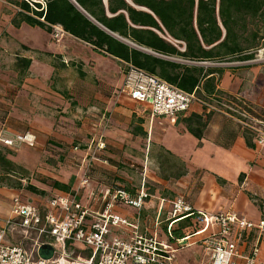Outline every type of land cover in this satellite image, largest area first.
<instances>
[{"label": "crops", "instance_id": "1", "mask_svg": "<svg viewBox=\"0 0 264 264\" xmlns=\"http://www.w3.org/2000/svg\"><path fill=\"white\" fill-rule=\"evenodd\" d=\"M106 1L103 0L105 7L107 6ZM138 9L145 10L142 8ZM17 12V8L0 0V51L2 53L10 51L14 54V67L17 75V58L30 60L26 76L24 79L21 78L24 82H50L57 68L63 71L68 67L69 60L77 59L83 65L90 61L94 62V70L96 71L93 76L95 80H105L107 83L113 82L114 85H119L114 91L117 94L115 97H103L100 93L89 95L94 99H98L102 105L88 109L85 111L84 116H80V118H83V122L77 134L80 141L87 143V145L89 142L100 140L103 142L104 148L116 149L113 152H109L111 149L102 150V153L111 160L107 167L101 165H106V162L96 160L93 163L97 168L103 167V169H106L108 171L106 172L107 177L116 180V186L120 187V184L125 182L123 175L126 174L122 171L124 170V162L130 161L133 164H138L136 166L144 168L140 174L141 178L138 186L132 185L131 187L134 188L129 190L133 193L140 187L141 182L145 181L150 199L139 212L121 204L116 205L115 211L118 214L132 223H137L142 233L154 234L157 231L161 235L160 237L163 238L161 233L171 217L172 203V201L165 198V195H171V193L178 196L185 193L191 194L194 187L192 172L201 170L203 174L200 176V188L196 191V197L188 203L186 202L187 205L196 211L199 210L206 214L232 212L237 216L254 222H258L262 218V211L264 210V153L262 154L263 151L255 147H247L243 137L244 128L238 121L220 113H210L208 116L202 106L194 103L188 113H185L182 117L188 118L189 115L195 114L206 120L203 137L198 141L188 133L181 121H178L181 117L178 116L173 121L166 117L152 116L147 106L130 100L120 92L118 93L120 87H122L124 63H120L116 58L113 59L110 56L94 51L87 44L73 39L64 32L57 40L52 37V33L48 34L37 27L33 28L22 24L19 28H15L12 26L11 21ZM25 27H28V29ZM24 30L37 36V39L41 41L40 47L32 46L31 41L16 36ZM112 36L116 40L118 39L145 54H152L150 51L134 46L115 35ZM78 49H83L87 56H91L85 59L80 58L77 53ZM56 55L61 57L60 59L58 57L57 64L55 62ZM216 69L221 72L219 75L214 74L216 89H218L220 94L240 105L249 107L253 113H255L254 111L264 112V66L245 63L235 66L231 64V66L228 65L226 68ZM87 74L86 71L79 72L80 82L85 83L86 87L84 89L86 88V90L89 83ZM119 74H121L120 78L118 77ZM33 76L38 80H32L31 77ZM39 78L41 79L40 81ZM60 95L62 100L58 102L62 105L64 117L66 108L70 105V103L67 104V101L70 99L69 95L71 94L64 92ZM8 98L13 99L9 112L0 105V128L13 125L14 127L10 126L7 128L11 134H21L12 133V128L14 129L13 131L27 130L33 136L34 144H39L42 147L55 145L62 148V146L69 145L71 137L58 132L55 134L54 132L57 124L56 118L46 122L45 127L48 133L46 132L47 135L45 136L38 129V125H44L45 122L31 114L32 112L30 113L29 104L25 103L24 106H21L22 99L25 98L23 94H0V103L7 105ZM133 104L148 109L149 114L139 115L135 111ZM2 122H4V126L1 125ZM86 135H88L89 139L88 137L86 139ZM22 146L26 145L23 144ZM19 157L16 159L17 162L14 160L15 163L28 172L30 171V177L36 176L34 173L38 172L48 182L56 180L69 186L70 192L54 190L48 183L39 182L33 178L26 179L28 184L45 192V196H39L27 191L24 187V182H21V188L12 186V182H0V221L10 216L12 203L15 198H19L22 202L30 203L40 209L41 205L44 204V199L51 193H76L79 202L95 213L102 209L103 201L101 199L97 202L91 200L90 194L93 192L104 193L106 190L117 189L107 186H99L97 189L93 188L95 184L96 186L98 184L95 181L97 179L83 176L81 167L76 172H70V170L67 172V168L60 170L62 177H68L66 180H60L59 176H55L52 173L53 165H51L50 160L46 159L45 163H43L45 164L44 167L38 169L25 164L27 163L26 159L20 160ZM38 158L42 161V156ZM169 160L174 163H169ZM181 164L185 166L186 176L175 179L173 174L176 173ZM150 165L151 167H156L154 172L150 171L152 170ZM165 165H168L169 173L161 176L159 172L163 170ZM240 176H243L242 180ZM99 181H101L100 178ZM80 190L81 195L79 196L78 192ZM253 199L260 201L261 209L252 203ZM157 223L158 226L156 225ZM23 233L22 230H14L8 240L15 243ZM115 233L124 239H128L129 235H131L127 229L118 230ZM200 238L201 236L189 237L188 243L185 245L199 247L200 252L197 254L194 264H200L204 259L198 243ZM191 239H193V242H190ZM257 264H264V238L260 246Z\"/></svg>", "mask_w": 264, "mask_h": 264}, {"label": "built area", "instance_id": "2", "mask_svg": "<svg viewBox=\"0 0 264 264\" xmlns=\"http://www.w3.org/2000/svg\"><path fill=\"white\" fill-rule=\"evenodd\" d=\"M62 32L58 25L54 26L52 37L58 40ZM183 50L182 47L180 51ZM261 52L264 53V47L258 53ZM255 60L233 63L245 64ZM175 61L204 68L233 64ZM121 86V94L147 106L155 117L175 121L179 115L188 113L194 103H198L205 114L213 112L235 118L251 132L255 148L264 151V132L249 122L264 123L249 117L248 113L225 98L198 100L194 94H187L130 64H124ZM0 144L13 150L23 144L32 147L34 138L28 132L11 134L2 130ZM97 146L99 150L103 149L102 144ZM90 198L95 202L99 199L103 201L100 211L93 213L84 207L76 193H51L40 209L15 198L10 216L0 221V264H173L175 251L183 248L182 243L187 244L192 236H201L198 243L204 259L200 264H257L264 238V210L262 218L254 222L232 212L206 214L196 211L179 197L171 203V217L161 238L157 231L154 234L142 233L137 223L130 222L115 211L116 205L121 204L139 212L150 199L145 181L133 193L117 188L100 194L93 192ZM187 218L190 219L189 228L198 226L199 229L175 244H169L167 238L174 225ZM126 229L131 234L128 239L115 233ZM14 230L24 232L15 243L8 240ZM43 245L54 249L50 261L38 257L37 251ZM78 251L87 254L81 255Z\"/></svg>", "mask_w": 264, "mask_h": 264}, {"label": "trees", "instance_id": "3", "mask_svg": "<svg viewBox=\"0 0 264 264\" xmlns=\"http://www.w3.org/2000/svg\"><path fill=\"white\" fill-rule=\"evenodd\" d=\"M3 1L18 9L11 21L15 28L24 24L51 34L58 25L64 33L94 51L194 94L198 100L222 97L246 114H254L249 107L218 92L214 74L219 75V69L175 60L220 64L255 60L264 47V0H107L106 7L103 0ZM112 35L154 55L134 49ZM182 47L184 50L180 51ZM16 66L18 75L24 78L30 60L17 58ZM182 116L179 115L178 121L200 141L206 120L195 114ZM243 137L248 148L255 147L249 130L243 129ZM27 173L6 159L0 148V182H12V186L21 188ZM186 173L181 164L173 177L179 179ZM50 182L52 189L70 192L69 186L56 180ZM24 187L36 195H46L28 183ZM189 226L188 218L178 222L167 238L168 243L175 244L184 238Z\"/></svg>", "mask_w": 264, "mask_h": 264}, {"label": "rangeland", "instance_id": "4", "mask_svg": "<svg viewBox=\"0 0 264 264\" xmlns=\"http://www.w3.org/2000/svg\"><path fill=\"white\" fill-rule=\"evenodd\" d=\"M28 29V27H25ZM25 29V30H27ZM23 31L16 36L18 38L28 40L32 42V46L40 47L41 41L37 39V36L35 34H30L28 31ZM251 30V28H249ZM77 53L80 58L85 59L88 56L90 57L91 55L86 54L83 49H78ZM61 58L60 56L56 55V64L57 60ZM14 62H15V57L14 54L10 51H6L5 53L0 51V94H23L25 97L22 99V105L24 104H29L30 106V113L33 114L34 116H37V118H40L44 123V125H38V129L45 134H46V122H49L53 120V118H56V125L54 128L55 134L58 132L59 134H63L65 136L71 137L69 141L68 146H62L60 148L59 146H50L47 145L45 147L40 146L39 144L36 145L34 144L33 147H29L28 145L22 146V148L18 149H12L9 150L5 147H2L0 145L1 150L3 153H5L6 159H8L10 162L13 164L17 165L15 163L17 157L21 159L25 158L26 162L25 164L29 165L30 167H36L38 169H42L45 164V160L47 159L48 161H51V165H53V174L55 176H59L60 180L62 179H68V177H62L60 174V170L66 169L67 172L70 170V172H76L78 169L81 167L82 168V175L85 176L86 178L93 177L96 183L98 182L97 186L96 184L93 186V188H98L99 186H107V187H112V188H121L125 189L126 191H130L129 189L134 188L131 187L132 185L137 187L141 178V173L144 170L143 167L141 166H136L138 164H133L130 161H126L123 164L124 170L123 173L126 175H123L125 182L123 184H120V187L116 186V180L107 177L106 172H108L106 169H103V167H95L93 163L98 160L99 162H106L105 164H101L104 166H108L110 159L106 157L105 154L102 153V150L104 149L105 151L107 149L109 152H113L116 149L115 148H110V147H105L102 141H93L89 142L88 145L87 143L81 142L80 139L78 138V131H80V125L83 122V118H80V116H84L85 111L91 108H95V106H100L102 105L101 102H99L98 99L92 98V96H89L90 94H95V93H100L103 95V97H115L117 94L114 93L116 89L119 87L118 84H113L112 83H107L105 80L100 81V80H95L94 79V72L96 70L94 66V62L90 61L89 63L82 64L80 63L77 59H73V61H68V67L65 68V70H59L57 68L53 75L52 78L49 81L43 82H34L31 83L29 82H24V78L21 79L20 76L17 75L15 67H14ZM249 64H254V65H260L264 66V53H258L256 60L254 62H251ZM232 65H237V64H232ZM231 66V65H229ZM85 67V68H84ZM228 65H223V66H213L209 68H226ZM122 68V67H121ZM62 69V68H60ZM86 71L87 74V79H88V84H87V90L85 83L80 82L81 78L79 76V72ZM118 77H121V74L118 75ZM26 79V78H25ZM32 80H38L35 78V76L31 77ZM41 79L39 78V81ZM84 80V78H83ZM25 84V85H24ZM23 86V87H22ZM90 89V91H89ZM66 94H71L69 95V100L67 101V104L70 103L69 107L66 109V113L64 114L65 116L63 117L62 113V105L59 104L58 101L62 100L61 95L63 93ZM120 90L118 91V93ZM28 94V95H26ZM115 101V99H114ZM13 102V99L8 98L7 105H4L3 103H0L1 106L5 107L7 111L9 112L11 106L10 104ZM135 111L139 114H149V110L145 109L144 107L133 104ZM5 111V110H3ZM92 111V110H91ZM254 114H250L249 117H253L256 120H261L264 123V114H262L259 111H254ZM4 122L1 123L3 125ZM250 125H252L254 128H257L264 132V124L259 125L256 123L254 120L249 122ZM4 126V125H3ZM8 126V124H7ZM13 126V125H10ZM8 126V127H10ZM8 127L4 126L0 128V131L6 130L8 131ZM14 127V126H13ZM64 128V129H63ZM70 129V130H69ZM12 128L11 131L12 133H27V130H15ZM30 133V132H29ZM48 133V132H47ZM51 136V135H50ZM88 135H86L87 139ZM53 138V136H52ZM89 139V137H88ZM58 142V141H56ZM49 144V143H48ZM99 144L103 145V149L99 150L98 146ZM90 147H87V146ZM23 150V151H21ZM103 150V151H104ZM115 153V152H114ZM264 151L262 152V154ZM39 156H42V161ZM13 160V161H12ZM15 160V161H14ZM170 161V160H169ZM17 162V161H16ZM98 163V162H97ZM169 163H174L170 161ZM100 164V163H98ZM19 166V164L17 165ZM66 166V167H65ZM21 167V166H19ZM168 165L163 166V170H160L159 175H167L169 173L167 169ZM23 168V167H22ZM154 166L151 167L150 165V171H155ZM24 169V168H23ZM74 170V171H73ZM27 171V170H26ZM28 172V171H27ZM193 173V181H194V187L192 189L191 194H183V195H176L171 193L165 195L166 199H169V201H174L175 199L181 197L184 202L188 203L191 199L196 197V191L198 188H200V176L203 174V171L201 170H196ZM33 176L30 177V171L27 173V178L29 179H37L39 182H44L48 183L49 186L51 185V182L44 180L42 178L43 176L39 174L38 172ZM111 176V175H109ZM58 177V178H59ZM99 178L101 181H99ZM24 185L28 183L27 180L23 181ZM99 194V193H98ZM78 195H81V190L78 192ZM254 197V196H253ZM252 197V198H253ZM255 198V197H254ZM255 206L258 208H262V205L260 201L254 200L252 202ZM199 227L196 226L195 228H189L184 231V234H191L198 230ZM195 240V239H194ZM190 242H193V239L190 240ZM81 255L87 254L86 252L78 251ZM200 252L198 246H185L183 248H179L175 251L174 254V260L173 264H194L195 259L197 258V254ZM74 257H76L74 255ZM75 259V258H74Z\"/></svg>", "mask_w": 264, "mask_h": 264}, {"label": "water", "instance_id": "5", "mask_svg": "<svg viewBox=\"0 0 264 264\" xmlns=\"http://www.w3.org/2000/svg\"><path fill=\"white\" fill-rule=\"evenodd\" d=\"M73 2V0H70ZM186 243L183 242L182 246H185ZM38 257L42 260H49L54 256V249L50 245H43L37 251Z\"/></svg>", "mask_w": 264, "mask_h": 264}, {"label": "bare ground", "instance_id": "6", "mask_svg": "<svg viewBox=\"0 0 264 264\" xmlns=\"http://www.w3.org/2000/svg\"><path fill=\"white\" fill-rule=\"evenodd\" d=\"M59 264H62V262H60Z\"/></svg>", "mask_w": 264, "mask_h": 264}]
</instances>
